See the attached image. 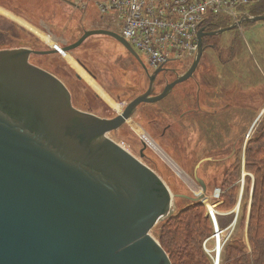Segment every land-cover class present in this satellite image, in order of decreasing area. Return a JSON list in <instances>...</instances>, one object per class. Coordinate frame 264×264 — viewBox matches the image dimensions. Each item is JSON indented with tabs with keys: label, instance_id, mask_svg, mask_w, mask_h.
Returning <instances> with one entry per match:
<instances>
[{
	"label": "rangeland",
	"instance_id": "1",
	"mask_svg": "<svg viewBox=\"0 0 264 264\" xmlns=\"http://www.w3.org/2000/svg\"><path fill=\"white\" fill-rule=\"evenodd\" d=\"M96 1L0 0V49L60 50L32 54L30 61L65 83L75 107L110 119L148 89L150 71L115 38L106 35L90 36L79 47L62 50L85 30H117L99 13ZM226 20L235 28L209 36L197 70L188 79L190 85L195 80L203 83L209 115L178 118L182 112L178 104L193 108L196 90L187 91L186 87L182 92L177 88L161 101L141 104L127 122L108 136L161 175L173 194L191 198L202 193L194 179L196 165L212 157L214 160L203 162L197 172L207 184V192L197 202L203 205L210 230L199 253L206 264H243V258L239 263L234 261V257L242 256L248 257L251 264V233L260 225L255 219L251 223V213L264 188H256L260 169L252 165L260 155L252 149L248 158L247 149L250 140L264 131V21H247L239 27L231 18ZM218 54L222 62L217 60ZM193 59L190 56L171 61L167 67L186 72ZM155 82L156 90H162L164 79L159 77ZM144 142L147 149L143 151ZM190 201L175 197V214ZM231 227L236 229L232 231ZM171 251L175 260H182L176 251Z\"/></svg>",
	"mask_w": 264,
	"mask_h": 264
},
{
	"label": "water",
	"instance_id": "2",
	"mask_svg": "<svg viewBox=\"0 0 264 264\" xmlns=\"http://www.w3.org/2000/svg\"><path fill=\"white\" fill-rule=\"evenodd\" d=\"M246 19L264 21V14ZM234 28H201L189 69L155 95V80L167 70L158 67L148 89L110 119L75 107L65 83L30 62L32 54L56 50L0 49V264H172L151 231L175 213V197L203 198L207 184L197 172L214 159H202L194 170L201 194H173L161 175L108 133L141 104L161 101L192 78L205 36ZM93 35L115 38L147 71L130 42L109 29L85 30L63 49Z\"/></svg>",
	"mask_w": 264,
	"mask_h": 264
},
{
	"label": "built area",
	"instance_id": "3",
	"mask_svg": "<svg viewBox=\"0 0 264 264\" xmlns=\"http://www.w3.org/2000/svg\"><path fill=\"white\" fill-rule=\"evenodd\" d=\"M259 1L97 0L96 4L99 13L117 28L116 32L130 42L139 55H144L148 71L153 73L171 61L195 58L197 33L201 28L210 30L209 21L213 16L231 18L241 27L247 22L246 18L253 16L251 7ZM235 227H231L232 231Z\"/></svg>",
	"mask_w": 264,
	"mask_h": 264
},
{
	"label": "trees",
	"instance_id": "4",
	"mask_svg": "<svg viewBox=\"0 0 264 264\" xmlns=\"http://www.w3.org/2000/svg\"><path fill=\"white\" fill-rule=\"evenodd\" d=\"M251 13L254 15L264 14V0H260L256 5L251 7ZM210 31L218 30L224 27H228L230 24L226 18L222 16H213L209 21ZM209 36L203 38L204 46L207 47ZM175 61H173L174 63ZM172 68V67H171ZM261 134H257L255 138L251 139L247 149V156L253 149L257 155H260L259 160L252 161V165L256 169H260V182H257L256 188H264V149L260 147L264 146V131H260ZM257 146V148H256ZM255 147V148H253ZM248 163V159H247ZM262 172V173H261ZM258 200L255 201V208L251 216L252 220H259V227L254 229L251 233V241L253 243V262L251 264H264V189L259 192ZM184 207H180L178 214H172L171 216L162 220L159 226H155L151 231L157 238L162 247L168 253L172 264H206L205 259L200 255L199 249L201 248V242L205 235L210 231L208 221L204 217L203 205L197 201H190ZM159 229V230H158ZM257 242V243H256ZM177 252L181 256L180 261L175 260L174 253L171 250ZM236 249V248H235ZM244 260L243 264H250L248 257L242 256L234 257L235 263H239ZM255 258V259H254ZM255 260V262H254ZM234 264V263H233ZM241 264V263H240Z\"/></svg>",
	"mask_w": 264,
	"mask_h": 264
},
{
	"label": "flooded vegetation",
	"instance_id": "5",
	"mask_svg": "<svg viewBox=\"0 0 264 264\" xmlns=\"http://www.w3.org/2000/svg\"><path fill=\"white\" fill-rule=\"evenodd\" d=\"M219 52V51H218ZM220 52H221V50H220ZM218 61H220V62H222L223 60H222V56H221V54H218V59H217ZM31 62V61H30ZM32 63V62H31ZM164 68H166L167 70L166 71H164V72H161L160 73V76L158 75L157 76V79H159V77L160 78H162V79H164V82H165V84H164V86H163V89H164V87L168 84V83H170V82H172V81H174L176 78H177V76L178 75H180V74H182V73H184V72H180L179 70H177L178 68H169V67H164ZM157 79H156V81H157ZM150 82V81H149ZM190 80H187V81H184V82H182V83H179V84H177L173 89H172V92L173 91H175L177 88H181L182 89V92H186V87H187V91H188V89H194V90H196V91H194V95H195V104H194V107L193 108H191L189 105H182V103H179L178 104V106H177V109L179 110V111H182L179 115H178V118L179 117H185L186 115H194V116H197V117H200V116H203V115H205V114H207V115H209L210 114V112H207L206 111V109H205V107H206V104L204 105V99H203V94H204V86H203V83L201 82V81H199V80H195V81H193V84H191L190 85ZM156 83V82H155ZM179 85H182V86H180L179 87ZM193 85V88L191 87ZM149 87V86H148ZM163 89L162 90H156V87H155V84H154V94L156 95V94H159V93H161L162 91H163ZM172 92H170L169 94H168V96L169 95H171V93ZM179 94V93H178ZM167 96V97H168ZM230 107V103H229V105L227 104L226 106H225V109L226 108H229ZM216 113H219V110H217L216 111ZM144 147V149H143V151L145 150V149H147L146 147H147V143H146V145H144L143 146ZM144 157V156H143Z\"/></svg>",
	"mask_w": 264,
	"mask_h": 264
},
{
	"label": "bare ground",
	"instance_id": "6",
	"mask_svg": "<svg viewBox=\"0 0 264 264\" xmlns=\"http://www.w3.org/2000/svg\"><path fill=\"white\" fill-rule=\"evenodd\" d=\"M133 48H134V47H133ZM134 49H135V48H134ZM62 50H63V51H65L64 49H62ZM56 51H58V52H59L60 50H56ZM140 57H141V55H140ZM141 59L143 60V62H144V63L146 62V61H144V59H143L142 57H141ZM144 65L146 66V68H147V71H148V70H149V69H148V68H149V66L147 65V63H145ZM149 74H152V73L150 72ZM121 112H122V111H121ZM249 135H250V134H249ZM170 190H171V189H170ZM171 192H172V191H171ZM172 193H173V192H172ZM174 199H175V198H174ZM174 199H173V201H174ZM201 200H202V199H201ZM201 200H200V201H201ZM220 259H221V257L219 256V257L216 259V263H217V262H219V261H220Z\"/></svg>",
	"mask_w": 264,
	"mask_h": 264
}]
</instances>
